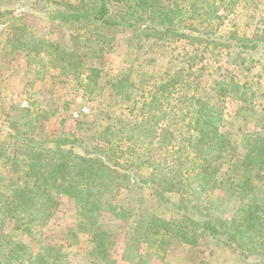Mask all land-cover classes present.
<instances>
[{
    "label": "trees",
    "instance_id": "trees-1",
    "mask_svg": "<svg viewBox=\"0 0 264 264\" xmlns=\"http://www.w3.org/2000/svg\"><path fill=\"white\" fill-rule=\"evenodd\" d=\"M238 1L78 0V3L68 4L66 10L50 14L53 20L75 28L78 32L75 38L77 47L66 48L44 36H37L18 21L9 24L7 43L12 49L24 50L30 62L40 64L44 72L46 67H50L77 77L85 69L87 58L102 56L105 47L114 43V32L129 33L140 47L144 40L156 43L186 39L196 50L223 45L238 48L241 53H261L264 59V21L262 28L250 37L232 32L231 42L209 27L213 20L221 18L223 12L232 9ZM262 68L264 70V60ZM98 72L96 67L89 68L87 81L81 83L86 92L96 86L97 79L92 81V78L97 77ZM111 85L117 94L131 98L127 89L132 84H128L126 77L111 81ZM196 86L184 78L182 71H177L170 80L160 81L154 90H149V98L143 93L141 108L132 112V118L118 116L102 131V138L109 143L107 146L99 144L94 150L85 152H77L73 139L68 137L41 138L37 135L32 110L23 108L21 115L10 123L17 156L12 165L15 172H23L24 183H32V188L19 194L24 200V204H20L24 214L14 211L7 200L8 194L0 190V219L5 218L0 227V264H72L68 252L56 244L45 242L42 235L51 217L50 205L57 194L75 202L79 213L84 216L83 224L87 225V222L99 221L107 211L115 213L112 202H107V205L102 201L104 192L116 195L124 187L129 188L133 181L148 183L152 180L157 185V195L165 200L166 190L192 196L191 191L195 192L197 186L201 191L210 184L212 188L216 187L218 180L215 177L221 169L222 159L231 154L235 146L220 131L223 110L211 103L205 94L199 91L191 93L190 90ZM244 87L231 79L216 81L213 89L221 99L229 95L243 99ZM180 121L182 126L177 130L173 124ZM244 139L246 154L240 163H232L239 172V179L229 180L227 188L239 202L232 218L211 216L184 204L178 206L186 214L176 229L170 228V221L164 218L154 219L151 229L157 227L158 234L161 229L171 230L189 245H196L200 236H209L235 253L254 254L259 258L257 264H264V204L249 193L252 176L264 171V133L252 132ZM154 149L158 152H153ZM160 154L168 157V174L170 171L173 174L157 178V167L163 164L161 161L145 176L142 167L154 163ZM199 159L206 165L200 164L201 168L194 177L190 165ZM209 160L212 163H207ZM199 180L200 184L193 186V182ZM15 217L19 221V229L10 232L5 227L7 218ZM22 234L31 240L24 241L19 237ZM112 234L103 230L91 234L95 249H92L93 257H104L103 252L108 250L104 240Z\"/></svg>",
    "mask_w": 264,
    "mask_h": 264
},
{
    "label": "rangeland",
    "instance_id": "rangeland-1",
    "mask_svg": "<svg viewBox=\"0 0 264 264\" xmlns=\"http://www.w3.org/2000/svg\"><path fill=\"white\" fill-rule=\"evenodd\" d=\"M70 3H78V0H0V190L8 194L10 206L24 214L23 205H20L24 200L19 194L32 188V183H24L23 172H15L12 165L17 156L10 123L21 115L23 108L32 110L37 135L41 138L68 137L73 139L77 152L94 150L99 144H109L102 138V131L108 124L116 121L118 116L132 118V112L141 108L143 93L149 98V90H154L155 84L170 80L177 71H182L184 78L191 80V85L197 84L191 93L199 91L205 94L211 103L223 110L220 131L235 146L234 151L222 159L221 169L215 177L217 186L212 188L210 184L201 191L197 186L202 178L200 174V180L193 182L197 187L195 192L191 191L192 196L166 190L165 200L157 195L156 183L152 180L148 183L133 181L129 188L124 187L116 195L104 192L102 201L106 204L112 202L115 213L107 211L99 221L87 222V225L83 224L84 216L79 213L75 202L57 194L49 208L51 217L43 230V238L68 252L72 264H83L86 259L90 260L84 264H257L259 258L254 254L235 253L212 237L200 236L196 245H189L173 231L161 229L158 234V228L154 230L151 226L154 219L164 218L170 221V228L176 229L186 214L178 206L184 204L219 218L235 215L239 202L227 189L229 180L239 179V172L233 164L240 163L246 154L245 135L264 133L262 54L241 53L238 48L223 45L196 50L186 39L156 43L144 40L140 47L129 33L114 32V43L105 47L102 56L87 58L85 69L77 77L50 67H46L44 72L40 64L30 62L24 50L12 49L7 43L9 24L18 21L37 36H44L66 48L77 47L78 32L75 28L50 17V14L66 10ZM6 10L10 12L5 13ZM230 10L224 11L221 18L209 25L222 37L229 39L232 32L250 37L262 28L264 0H239ZM90 67L98 68L99 72L92 78V81L97 79L96 86L86 92L81 83L87 81ZM121 77H126L128 84H132L127 89L131 98L117 94L111 85V81ZM231 79L245 85L242 98L246 101L237 95L221 99L213 89L216 81ZM173 126L178 130L182 121ZM152 151L158 152L157 149ZM156 158L154 163L142 167L145 176L161 161L163 164L157 167V178L173 174L172 171L168 174L167 156L160 154ZM200 164L206 165V162L199 159L190 165L194 177ZM249 190L264 204V171L252 176ZM3 220L5 218L0 219V227ZM7 220L6 229L17 232L19 221L16 217ZM102 230L114 234L104 240L108 250L103 252L102 259H98L93 257L91 234ZM19 237L24 241L31 240L25 234Z\"/></svg>",
    "mask_w": 264,
    "mask_h": 264
}]
</instances>
